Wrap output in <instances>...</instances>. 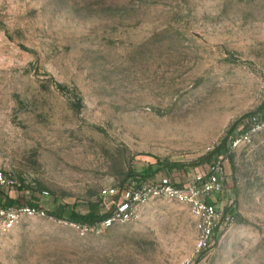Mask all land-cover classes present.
I'll use <instances>...</instances> for the list:
<instances>
[{
  "label": "rangeland",
  "instance_id": "obj_1",
  "mask_svg": "<svg viewBox=\"0 0 264 264\" xmlns=\"http://www.w3.org/2000/svg\"><path fill=\"white\" fill-rule=\"evenodd\" d=\"M218 161L208 240L170 198L65 219ZM0 167V207L54 212L4 234L0 264H264V0H0Z\"/></svg>",
  "mask_w": 264,
  "mask_h": 264
},
{
  "label": "built area",
  "instance_id": "obj_2",
  "mask_svg": "<svg viewBox=\"0 0 264 264\" xmlns=\"http://www.w3.org/2000/svg\"><path fill=\"white\" fill-rule=\"evenodd\" d=\"M232 142L231 148H238L242 138L237 137ZM226 180L225 163L218 161L211 164L205 171L193 174L183 182L170 176H163L157 180L128 185L123 190L118 204L110 210V217L99 225L110 227L116 221L134 220L140 206L156 198H170L190 206L192 214L201 221L203 240H208L224 221V214L218 208V201L215 198L212 200V197L224 192ZM8 184L0 167V187ZM111 205L108 204V207ZM48 213L49 210L41 204L0 207V242L4 234L14 229L22 217L44 218L48 217Z\"/></svg>",
  "mask_w": 264,
  "mask_h": 264
},
{
  "label": "trees",
  "instance_id": "obj_3",
  "mask_svg": "<svg viewBox=\"0 0 264 264\" xmlns=\"http://www.w3.org/2000/svg\"><path fill=\"white\" fill-rule=\"evenodd\" d=\"M246 118L243 119L245 121ZM227 148L223 146L222 148H219L214 153L224 155V150ZM207 160H210V157L207 158ZM137 183H140L143 181V178H139L136 180ZM49 214L52 215L54 212L49 211ZM110 213H102L99 205L97 204H91L89 206V211L86 214L76 213L74 210L69 209L67 216H65V219L69 220L72 223H76L81 226H87V227H94L99 224H101L106 218L110 217ZM60 218H63L62 216Z\"/></svg>",
  "mask_w": 264,
  "mask_h": 264
},
{
  "label": "water",
  "instance_id": "obj_4",
  "mask_svg": "<svg viewBox=\"0 0 264 264\" xmlns=\"http://www.w3.org/2000/svg\"><path fill=\"white\" fill-rule=\"evenodd\" d=\"M224 153H226V152H224Z\"/></svg>",
  "mask_w": 264,
  "mask_h": 264
}]
</instances>
